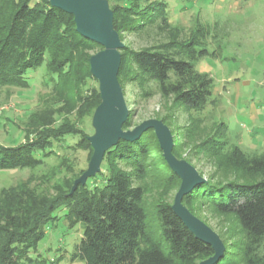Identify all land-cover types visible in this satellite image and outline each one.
Returning a JSON list of instances; mask_svg holds the SVG:
<instances>
[{
	"label": "trees",
	"instance_id": "16d2710c",
	"mask_svg": "<svg viewBox=\"0 0 264 264\" xmlns=\"http://www.w3.org/2000/svg\"><path fill=\"white\" fill-rule=\"evenodd\" d=\"M159 6L162 9L150 11L147 7L140 12H132L128 7L125 14L136 16L142 25L167 22L169 5L159 3ZM119 22L114 13L113 24L118 33L126 27ZM127 26L135 29L140 25L128 23ZM172 31L175 35L170 40V48L183 51L180 56L168 52V47L133 52L134 73L126 74L122 60L118 80L126 75L138 86H148L146 97L158 93L197 116L209 106L217 107L218 101L212 100V77L200 73L196 65L205 57L221 61L229 58H224L220 42L210 50L209 31L197 28L199 38L189 43L175 39L180 37L178 27H172ZM217 37H212L210 32L212 40ZM94 46L101 47L78 33L73 15L53 7L47 0H0V87L29 90L31 84L26 75L44 64L53 80L66 77L69 82L77 81L84 75V67L90 66L91 58L84 50ZM95 102L97 106L102 103L99 92H95ZM161 120L164 124L168 121L166 117ZM46 125H52L51 119ZM132 125L128 118L123 129L127 131ZM28 135L26 130V142L18 146L0 145V171L35 169L44 164V152L55 136L42 131L31 141ZM151 140L158 145L154 131L148 130L135 142L120 141L111 148L103 160L108 169L100 173L104 177L103 185L93 193L79 191L50 199L28 195L26 198L31 201L25 204L20 194L27 196L26 189L4 192L6 198L2 199L6 200H0V264H32L26 247L32 248L42 240L43 225L60 207L67 209L69 227L81 226L83 230L73 256L75 261L84 264H200L212 258L213 248L191 233L173 211L172 203L160 201L156 205L159 228L155 231L149 226L145 201L152 177ZM196 149L214 160L219 168L231 170L235 179L224 183L209 180L196 186L185 196L184 205L200 220L203 219L195 208L199 200L209 203L221 216H233L245 235L243 263L264 264V153L244 152L232 143L229 128L223 122L214 126ZM173 154L179 158L176 145ZM166 169L169 171L167 187L178 189L181 179L168 167ZM224 263L232 264L228 253L217 264Z\"/></svg>",
	"mask_w": 264,
	"mask_h": 264
},
{
	"label": "rangeland",
	"instance_id": "374dc122",
	"mask_svg": "<svg viewBox=\"0 0 264 264\" xmlns=\"http://www.w3.org/2000/svg\"><path fill=\"white\" fill-rule=\"evenodd\" d=\"M105 1L113 15H118L119 23L126 26L118 33L124 44L120 55L126 74L134 73L131 63L133 52L168 47V52L181 55L183 51L179 48H170V40L175 35L172 27L180 29V37L175 39L181 43L198 39L197 28H202L209 31L207 41L211 51L218 42L223 46L224 58L229 60L205 57L196 65L200 73L212 77V100L218 101L217 107L209 106L207 111L197 116L175 105L173 99H163L158 93L146 97L145 88L148 90V86H138L126 75L119 83L129 110V120L133 124L129 130L145 121H162L166 117L168 121L165 125L172 133L178 160L192 165L207 182L234 180L231 170L219 168L214 160L200 154L196 148L214 126L223 122L229 128L232 143L239 145L244 152L264 153V0ZM159 3L169 5L167 22L161 20L158 24L142 25L136 16L125 14L128 7L132 8V12H140L147 7L150 11L152 8L162 9ZM128 23L140 26L133 29L127 26ZM210 32L212 37L217 35V39L212 40ZM103 50L104 47L94 46L84 51L92 58ZM83 70L84 75L77 81L69 82L66 77L53 80L44 64L26 75L31 84L29 90L0 87V145L10 147L25 143L26 130L31 141L42 131L55 136L44 152L41 167L0 171V200L5 201L3 193L11 189H19V192L26 189L27 196L20 194V199L26 204L33 197L50 199L79 191L93 193L103 185L104 177L100 173H106L108 169L104 161L95 177L74 189L76 180L88 171L94 154L90 138L97 134L94 120L100 106L95 104V92L101 96L100 83L93 76L91 67L85 66ZM50 119L52 125L47 126ZM155 138L158 145L152 140L150 143L152 177L149 178L145 208L149 226L157 231L156 205L160 201L174 204L180 187L174 190L167 187L169 171L166 167L171 168L163 157L156 134ZM28 195L30 198H26ZM195 208L203 219L201 221L221 238L226 248L224 255L228 253L230 262L244 264L242 250L246 240L235 218L217 214L203 200H199ZM66 214L65 207L55 210L49 222L42 227V240L32 248L26 247L30 263L84 264L73 259L83 230L81 226L71 229Z\"/></svg>",
	"mask_w": 264,
	"mask_h": 264
},
{
	"label": "water",
	"instance_id": "95a60500",
	"mask_svg": "<svg viewBox=\"0 0 264 264\" xmlns=\"http://www.w3.org/2000/svg\"><path fill=\"white\" fill-rule=\"evenodd\" d=\"M59 10L75 18L78 33L86 40L104 47V50L90 59L93 76L100 83L102 103L97 109L94 125L96 136L90 138L94 150L90 167L75 182V188L100 172L106 153L120 141L135 142L148 130L158 138L163 157L171 170L181 179V186L172 206L184 225L200 240L210 245L215 254L200 264H217L224 256L225 245L221 238L203 221L194 216L184 205L185 196L196 186L207 180L184 160L173 154L174 142L170 129L160 120L145 121L133 130L125 131L124 124L129 110L122 92L118 74L121 66L120 50L124 48L118 32L114 29V15L105 0H47Z\"/></svg>",
	"mask_w": 264,
	"mask_h": 264
}]
</instances>
